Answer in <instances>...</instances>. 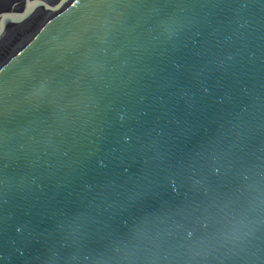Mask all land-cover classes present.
Returning <instances> with one entry per match:
<instances>
[{
  "label": "water",
  "instance_id": "water-1",
  "mask_svg": "<svg viewBox=\"0 0 264 264\" xmlns=\"http://www.w3.org/2000/svg\"><path fill=\"white\" fill-rule=\"evenodd\" d=\"M0 264H264V0H0Z\"/></svg>",
  "mask_w": 264,
  "mask_h": 264
},
{
  "label": "bare ground",
  "instance_id": "bare-ground-1",
  "mask_svg": "<svg viewBox=\"0 0 264 264\" xmlns=\"http://www.w3.org/2000/svg\"><path fill=\"white\" fill-rule=\"evenodd\" d=\"M48 1V0H47ZM21 24H24V22H22Z\"/></svg>",
  "mask_w": 264,
  "mask_h": 264
}]
</instances>
